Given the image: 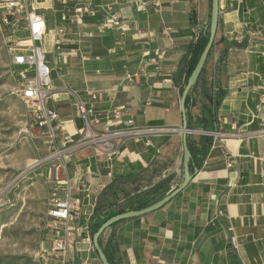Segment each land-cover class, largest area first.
Masks as SVG:
<instances>
[{
  "label": "crops",
  "instance_id": "crops-1",
  "mask_svg": "<svg viewBox=\"0 0 264 264\" xmlns=\"http://www.w3.org/2000/svg\"><path fill=\"white\" fill-rule=\"evenodd\" d=\"M76 2L70 0L68 8ZM67 6L57 0L37 4L43 14L51 9L57 15L53 27L47 21L50 48H43L54 59L46 106L58 114L64 131L73 137L81 134L84 120L76 103L88 106L97 92L103 98L89 116L95 131L126 129L129 119L136 127L167 128L150 135L149 143L146 138H115L102 151L85 144L63 163L55 160L44 168L48 198L53 190L62 195L69 186L79 215L70 220L65 256L51 251L48 236L41 264H101L89 232L95 208L119 205L124 191L143 194L169 175L171 188L184 177L180 87L189 44L209 25L211 0H162L160 8L144 13L118 8L132 22L120 54L110 51L116 34L98 30L101 13L88 19L84 28L67 23L72 36L61 45L64 61L55 67L54 32ZM137 30L150 35L148 46L136 44ZM81 31L92 35L77 34ZM152 47L166 51L159 71L149 67L146 75L125 81V73L137 71L141 53ZM204 67L209 93L224 96L213 130L196 127L188 134L204 146L202 164L162 208L103 232L101 246L115 264H264V0H219L216 36ZM207 104L198 89L190 110L193 119L204 114ZM36 128L48 132L46 127ZM216 131L225 136L209 134ZM56 135L58 144L60 134Z\"/></svg>",
  "mask_w": 264,
  "mask_h": 264
},
{
  "label": "built area",
  "instance_id": "built-area-1",
  "mask_svg": "<svg viewBox=\"0 0 264 264\" xmlns=\"http://www.w3.org/2000/svg\"><path fill=\"white\" fill-rule=\"evenodd\" d=\"M40 1L42 0H0V27L5 34L10 53V63L18 67L14 93L23 101L36 127L47 128V134L51 141L56 142V133L60 134V143L57 144L58 149L53 158H58L60 163H63L85 144L102 151L101 147L110 146V141L115 138H146V142L149 143L150 135L167 130L164 127H136L133 121L129 119L125 121L126 129L95 131L90 125L89 116L92 114L94 103L103 98V93L97 92L91 95L92 101L88 106L80 101L76 103L77 110L84 120V129L81 134L78 137H73L64 131L59 122L58 114L46 106V100L51 92L50 74L52 67L46 59V53L42 46L43 38L49 29L44 14L37 8ZM57 1L66 7L70 0ZM77 1L72 8L67 6L65 11L59 15V24L54 32V42L58 51L56 63L64 61L60 47L72 36L73 30L68 28L67 23L84 28L88 19H93L101 13L97 25L98 30L100 32L108 30L116 34L115 43L110 51L112 54H120L125 52V39L132 22L123 18L119 14L118 8L128 6L137 12L144 13L150 8L158 9L162 4V0H98V3L94 0ZM77 34L86 37L92 35L89 31H81ZM134 38L136 44L143 43L146 46L151 40L149 34L140 30L134 33ZM165 54L166 51L158 47L143 51L140 55L137 71L126 72L125 81L132 82L136 78L146 75L149 67L154 72L159 71V60ZM189 133H194V130H189ZM209 134L219 138L225 136L220 131L209 132ZM228 135L234 136L235 133ZM47 205L44 226L51 237V251L64 257L71 235L70 220L76 219L79 215L71 201V188L69 186L65 188L62 195L57 190H53ZM231 241L235 245V236L232 237Z\"/></svg>",
  "mask_w": 264,
  "mask_h": 264
},
{
  "label": "rangeland",
  "instance_id": "rangeland-1",
  "mask_svg": "<svg viewBox=\"0 0 264 264\" xmlns=\"http://www.w3.org/2000/svg\"><path fill=\"white\" fill-rule=\"evenodd\" d=\"M44 15L50 27L57 23L53 10H45ZM42 46L50 48L49 33ZM46 59L51 66L53 55L46 54ZM17 70L10 63L0 27V264H41L49 247V231L44 226L48 208L44 168L60 159L53 158L57 144L38 131L14 93Z\"/></svg>",
  "mask_w": 264,
  "mask_h": 264
},
{
  "label": "trees",
  "instance_id": "trees-1",
  "mask_svg": "<svg viewBox=\"0 0 264 264\" xmlns=\"http://www.w3.org/2000/svg\"><path fill=\"white\" fill-rule=\"evenodd\" d=\"M209 35V25L207 29L198 34L197 37L189 44L188 47V59L186 63V75L184 78V84L180 87V93L182 92L184 86L187 83V79L189 78L193 68L195 67L197 60L202 53ZM201 91L203 97L207 100L208 104L204 106V114L201 117L193 119L191 115V107L194 105V94L198 91ZM224 96L223 92H218L214 96H212L208 88L206 87V69L202 68L199 76L194 80V82L190 85L189 91L185 98V111H186V120H187V128L195 129L196 127H200L203 130H213V125L215 122V111L218 108L222 98ZM207 140V139H206ZM187 147L190 153L189 159V170L190 174L194 175V173L200 168L202 161L205 157L204 146L195 143L190 136L187 135ZM173 180V176L169 175L156 184L151 186L147 191L143 194H136L131 192H125L124 200L121 205H115L114 203H110V207L107 209H102V207L95 208L93 215L91 217L89 223L90 229V238L93 233L98 229V227L105 222L108 218L123 213L125 211L139 210L149 205L155 203L157 200L161 199L171 188V182ZM123 193V191H121ZM113 206V207H111ZM121 222V221H119ZM113 223L111 226L119 223ZM101 237V236H100ZM99 244L101 246V241L99 238ZM102 250L110 264H115L112 258L109 256L105 247H102Z\"/></svg>",
  "mask_w": 264,
  "mask_h": 264
},
{
  "label": "water",
  "instance_id": "water-1",
  "mask_svg": "<svg viewBox=\"0 0 264 264\" xmlns=\"http://www.w3.org/2000/svg\"><path fill=\"white\" fill-rule=\"evenodd\" d=\"M218 18H219V0H211L208 40H207V43L202 53L200 54L197 60L195 67L193 68L189 78L187 79V83L181 92V96L179 100V106H180V112H181V118H182L180 133L182 137V156H183V162H184V177L177 186L171 188L161 199L157 200L155 203L149 205L148 207L139 209V210L125 211L123 213L116 214L108 218L105 222H103L98 227V229L93 233L91 237V241H92L93 247L98 255V258L101 264H110L99 244L100 236L103 234V232L108 227H110L113 223L140 217L142 215L151 213L153 211H156L162 208L166 203H168L177 194H179L193 178V175L190 174V170H189L190 153L187 147V135L189 134L190 129L187 128L185 98L189 91L190 85L199 76L202 68L205 65L207 56L215 40L217 25H218Z\"/></svg>",
  "mask_w": 264,
  "mask_h": 264
}]
</instances>
